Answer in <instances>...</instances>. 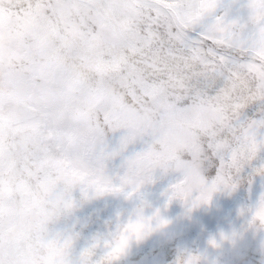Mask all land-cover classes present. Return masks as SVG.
<instances>
[{"label":"snow or ice","instance_id":"snow-or-ice-1","mask_svg":"<svg viewBox=\"0 0 264 264\" xmlns=\"http://www.w3.org/2000/svg\"><path fill=\"white\" fill-rule=\"evenodd\" d=\"M221 7L0 0V264H101L122 232L167 225L140 209L74 258L76 237L49 225L75 209L77 188L85 199H130L157 169L174 171L182 179L169 202L189 211L238 189L264 152V0H247L242 19ZM137 142L146 147L128 156ZM117 157L125 171L113 177L106 167ZM255 174L264 177V165ZM261 214L264 195L250 226Z\"/></svg>","mask_w":264,"mask_h":264},{"label":"rangeland","instance_id":"rangeland-1","mask_svg":"<svg viewBox=\"0 0 264 264\" xmlns=\"http://www.w3.org/2000/svg\"><path fill=\"white\" fill-rule=\"evenodd\" d=\"M247 0H221V13L229 19L246 17ZM257 109L248 110L254 116ZM122 132L110 134L109 148L119 145ZM144 143L137 142L129 147L128 156L143 150ZM264 165V152L246 165L237 177L236 191L217 192L211 202L202 204L191 211L179 200L169 202L170 189L182 176L174 171L157 169L153 182L145 184L132 198L124 195H104L85 199L81 190L73 192L75 209L49 225L52 234L73 235L76 237L73 256L88 248L97 238H107L116 231L118 224L134 217L140 209L145 217L156 213L167 221V226L154 231L143 242H132L126 254L117 264H177L182 254L200 257L201 264H264V254L259 251L264 243V231L250 226L252 211L260 197L264 195V177L255 174V169ZM107 174L123 175V159L115 158L107 163ZM230 239L221 241V236ZM215 240L218 247H212ZM104 249L95 250L94 261L100 260Z\"/></svg>","mask_w":264,"mask_h":264},{"label":"clouds","instance_id":"clouds-1","mask_svg":"<svg viewBox=\"0 0 264 264\" xmlns=\"http://www.w3.org/2000/svg\"><path fill=\"white\" fill-rule=\"evenodd\" d=\"M164 225L160 228H150L142 226L139 229H129L126 233L122 232L119 239L116 241V246L119 249L118 253L112 256L103 258L101 264H114V261L124 256L128 250V246L132 242L140 243L149 237L154 231L165 228ZM253 227L264 231V214L257 215L253 220ZM259 251L264 254V243H261ZM181 264H201L200 257L192 254H182L180 258Z\"/></svg>","mask_w":264,"mask_h":264}]
</instances>
